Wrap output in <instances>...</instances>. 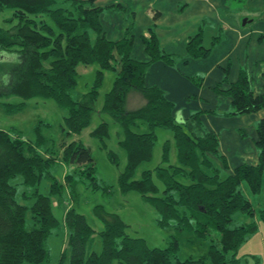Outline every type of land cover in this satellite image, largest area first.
Wrapping results in <instances>:
<instances>
[{
    "label": "trees",
    "instance_id": "obj_1",
    "mask_svg": "<svg viewBox=\"0 0 264 264\" xmlns=\"http://www.w3.org/2000/svg\"><path fill=\"white\" fill-rule=\"evenodd\" d=\"M109 8L112 6H95L94 0H0V14L3 10L11 12L2 19L7 27L0 26V56L20 57L18 63L7 69L10 82L0 94L15 95L23 100L14 105L6 103V110L19 111L25 100L33 97L53 99L66 113L64 134L67 137L78 135L87 127L95 110L102 72H114L113 85L105 94L99 112L108 114L123 131L119 143L127 162L118 178L120 191L139 193L157 212L161 228L173 227L178 233L186 231L196 240L209 241V251L207 256L196 260H179L175 237H171L164 249L151 248L142 238L129 236L127 225L115 213L98 207L96 216L103 225L99 232L102 248L99 253L88 251L94 230L82 215L70 209L63 218L70 249L69 264H239L235 259L236 251L246 237L257 230L250 219L253 209L242 184L252 193L260 191L264 173V118L255 127L257 163L230 169L219 153L218 133L207 130L201 122L203 112L191 113L177 121L174 104L165 92L157 86L145 85V71L150 64L161 61L174 66L175 57L160 48L151 29L148 37H141L148 57L146 61L132 56L130 26L120 40H108L100 15ZM217 40H213L210 48H204L201 32H197L186 44V56L207 57ZM91 64L99 67L95 83L86 94L75 97L76 69L78 65ZM195 78L188 79L201 84L202 80ZM131 90L141 94L145 104L127 110L125 97ZM214 90L230 97L231 110L227 115L264 109V93L253 94L251 75L245 69L240 70L237 80L226 90H222L220 84H216ZM141 124L146 126V131L140 132ZM157 129L169 131L172 140L164 141L160 164L153 170H144L140 178L135 179L137 167L151 159ZM18 134L0 129V264H47L45 240L59 226L51 210L52 197L62 191V186L50 173L57 162L40 152L46 139L38 129L35 142L24 141ZM91 136L103 140L107 136V124L101 122ZM171 142L177 153L175 165L169 161ZM114 156L109 155L116 163ZM63 159L68 164L86 166L87 173L82 177L94 184V162L89 148L71 141L63 147ZM41 179L51 183L48 195L36 189ZM21 186L30 193L24 195L25 204L17 197ZM241 214L248 222L231 226ZM259 218L264 221V209L259 211Z\"/></svg>",
    "mask_w": 264,
    "mask_h": 264
},
{
    "label": "rangeland",
    "instance_id": "obj_2",
    "mask_svg": "<svg viewBox=\"0 0 264 264\" xmlns=\"http://www.w3.org/2000/svg\"><path fill=\"white\" fill-rule=\"evenodd\" d=\"M251 2V0H246L247 9L253 6ZM10 14L9 10H3L0 14V26L7 27L2 19L9 17ZM19 61L20 57L15 54L0 56V92L4 91L10 82L7 69ZM98 70L99 67L96 64L78 65L76 69V88L73 93L75 97L89 91L95 83ZM115 76V73L111 71L102 72L98 96L94 105L95 110L92 112L90 122L78 135L71 137H67L62 131L63 118L66 113L55 100L33 97L25 100L24 107L21 110L11 113L7 112L5 104L14 105L23 100L15 95L0 94V129L10 130L13 135L19 133L18 136L22 140L32 142L36 141L35 130L38 129L40 135L46 139V144L40 149V152L45 154L46 157H52L57 162L50 173L55 181L62 186V191L61 194L52 197L51 210L54 217L59 221V226L52 230L45 240V248L48 252L47 264H69L70 249L67 246L68 234L63 218L70 209L82 215L86 223L94 230L93 241L87 246L88 251L96 253L101 251L102 244L99 232L103 230V225L96 216L97 207L106 212L115 213L127 225L126 233L129 236L142 238L151 248L164 249L170 242L171 237H175L179 245L177 253L179 260H196L207 256L209 241L196 240L190 233L186 231L178 233L173 227L161 228L157 223V212L141 199L139 193L136 191L122 193L120 191L118 178L119 174L124 171L127 162L126 153L119 143L123 138V131L121 126L108 114L99 112L104 96L111 89ZM194 76L193 78L202 80L201 82L205 78L200 73ZM190 81L192 85L198 87L194 80ZM143 104L144 98L141 94L133 90L127 93L125 97L126 109L134 110ZM101 122L107 124V136L103 140L91 136V132ZM139 130L143 132L147 128L141 124ZM156 135L157 141L153 147L151 159L142 162L137 167L134 175L135 179H139L144 170H153L160 164L162 145L166 139L172 140V134L164 129H157ZM74 140L82 143L90 150L94 162V184H90L88 178L82 177L83 173H87L84 170L86 166L64 162L63 147ZM110 153L115 155L116 163L110 159ZM169 161L172 165L177 164V153L173 142L170 144ZM67 175H72V177H67ZM153 180L161 189L158 180L155 177ZM36 189L39 193L48 195L51 183L47 179H41ZM72 189L73 191H71ZM17 191L18 201L25 204V193L28 196L30 193L22 186ZM247 197L253 209L250 219L256 224L257 230L246 237L236 251L235 259L240 261L239 264H264V221L259 218V211L264 209V173L260 191L252 193L248 189ZM245 222H248V219L241 214L233 220L231 226ZM228 256H230V253L227 254Z\"/></svg>",
    "mask_w": 264,
    "mask_h": 264
},
{
    "label": "crops",
    "instance_id": "obj_3",
    "mask_svg": "<svg viewBox=\"0 0 264 264\" xmlns=\"http://www.w3.org/2000/svg\"><path fill=\"white\" fill-rule=\"evenodd\" d=\"M251 1L253 6L247 9L246 0H94L97 7L112 6L100 15L108 40H120L130 26L132 56L146 61L141 37H148L151 29L160 48L175 57L174 66L161 61L150 64L145 85L162 89L180 119L203 112L201 122L207 130L218 133L219 153L230 169L257 163L255 127L264 118V109L227 115L230 97L214 90L216 84L226 90L245 69L251 75L253 94L264 93V2ZM199 31L204 48L218 40L207 57L188 58L186 44ZM199 73L205 78L195 87L188 78ZM242 188L247 196L249 188L246 184Z\"/></svg>",
    "mask_w": 264,
    "mask_h": 264
},
{
    "label": "water",
    "instance_id": "obj_4",
    "mask_svg": "<svg viewBox=\"0 0 264 264\" xmlns=\"http://www.w3.org/2000/svg\"><path fill=\"white\" fill-rule=\"evenodd\" d=\"M243 23H245V21H243ZM179 116H180L179 113H177V114H176V120H177V121L180 120Z\"/></svg>",
    "mask_w": 264,
    "mask_h": 264
}]
</instances>
